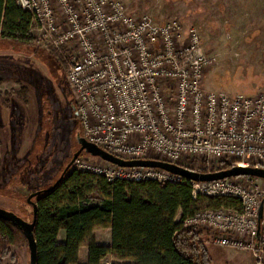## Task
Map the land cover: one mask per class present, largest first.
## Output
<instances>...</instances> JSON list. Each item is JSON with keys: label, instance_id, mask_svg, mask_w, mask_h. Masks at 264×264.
I'll return each instance as SVG.
<instances>
[{"label": "built area", "instance_id": "built-area-1", "mask_svg": "<svg viewBox=\"0 0 264 264\" xmlns=\"http://www.w3.org/2000/svg\"><path fill=\"white\" fill-rule=\"evenodd\" d=\"M17 3L32 16L31 33L43 48L69 50L67 81L88 143L126 161H162L195 173L222 171V163L264 170V90L255 96L207 91L215 58L205 53L197 29L178 20L158 24L116 0ZM195 160L216 168H191ZM74 166L110 184L188 185L194 202L238 201L236 208L199 210L183 229L206 230L213 246L264 258V192L256 178L195 182L162 169L91 166L80 158Z\"/></svg>", "mask_w": 264, "mask_h": 264}, {"label": "rangeland", "instance_id": "rangeland-1", "mask_svg": "<svg viewBox=\"0 0 264 264\" xmlns=\"http://www.w3.org/2000/svg\"><path fill=\"white\" fill-rule=\"evenodd\" d=\"M116 1L158 24L178 20L186 29H197L205 53L215 58L205 76L207 91L255 96L264 90V0ZM33 36V44L11 43L15 47L0 58V208L27 222L33 217L28 198L61 179L84 135L67 81L69 50H47L37 42L36 31ZM4 46L0 41V48ZM80 159L91 166L105 163L88 153ZM205 164L188 162L195 169L216 168ZM257 181L264 192V181ZM202 203L209 207V202ZM207 238L212 264H264V258L259 261L251 252L219 248ZM97 240L104 244L106 232L99 231ZM82 248H88L87 242ZM4 264H30L28 245L11 246ZM102 264L121 263L108 257Z\"/></svg>", "mask_w": 264, "mask_h": 264}, {"label": "trees", "instance_id": "trees-1", "mask_svg": "<svg viewBox=\"0 0 264 264\" xmlns=\"http://www.w3.org/2000/svg\"><path fill=\"white\" fill-rule=\"evenodd\" d=\"M32 22L17 0H0V41L33 44ZM232 167L222 163L220 169ZM41 192L35 201L37 264H79L86 242L87 264H102L108 257L121 264H212L207 247L210 232L183 229L182 222L204 209L202 201L209 202L208 208L240 207V202L230 199L194 202L188 185L110 184L77 169ZM104 229L111 230L110 246L98 245L93 237ZM22 245H28L23 232L0 220V264L11 257V246Z\"/></svg>", "mask_w": 264, "mask_h": 264}, {"label": "water", "instance_id": "water-1", "mask_svg": "<svg viewBox=\"0 0 264 264\" xmlns=\"http://www.w3.org/2000/svg\"><path fill=\"white\" fill-rule=\"evenodd\" d=\"M78 144L80 145V150L74 155L71 163L66 167L61 177V180L65 177L67 172L73 168L74 164L80 158L81 154L88 153L94 157L101 159L106 163L115 165L117 167H121V168L142 167V168L162 169L174 175L182 176L187 180L195 181V182H213V181L235 178V177H253L264 181V170H259V169L233 167L228 170L202 174V173L191 172L189 170L162 161H152V160L126 161L107 153L106 151L98 148L97 146L91 143H88L83 137L78 138ZM41 193L42 192L39 191L35 194H32L27 200V203L33 208L32 222H27L23 220L21 217L17 216L15 213L0 208V220H4L6 222L13 224L23 232L27 240V244L30 252V264H37V256H38V247L34 236V229L36 226V216H37V205L35 202H33V199L38 197ZM263 218H264V202H262L259 210L260 223L262 222Z\"/></svg>", "mask_w": 264, "mask_h": 264}, {"label": "crops", "instance_id": "crops-1", "mask_svg": "<svg viewBox=\"0 0 264 264\" xmlns=\"http://www.w3.org/2000/svg\"><path fill=\"white\" fill-rule=\"evenodd\" d=\"M5 44L4 47H1L0 48V58H3V56H5V53L7 52V50L9 49H13L15 46H13V44H11L10 42H6V41H1ZM12 45V46H11ZM5 52V53H4ZM1 80V79H0ZM3 81V80H2ZM99 231H105L106 232V235H107V241L104 243V244H101L99 243V241L97 240V233ZM93 237L96 241V243L98 245H101V246H110L111 245V230L110 229H105V230H97L94 232L93 234ZM60 241L61 243L64 241V234L61 235L60 237ZM209 250V249H208ZM87 256H88V248L85 250L84 248H81L80 249V252H79V264H87ZM105 261V260H104ZM103 261V262H104ZM118 261V260H117ZM102 262V263H103ZM120 262V261H118ZM122 263V262H120Z\"/></svg>", "mask_w": 264, "mask_h": 264}]
</instances>
